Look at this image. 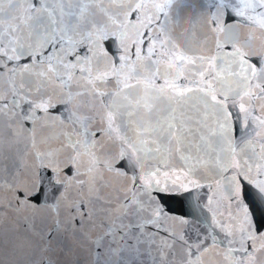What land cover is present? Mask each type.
I'll return each instance as SVG.
<instances>
[{
	"label": "snow or ice",
	"instance_id": "6c2138e0",
	"mask_svg": "<svg viewBox=\"0 0 264 264\" xmlns=\"http://www.w3.org/2000/svg\"><path fill=\"white\" fill-rule=\"evenodd\" d=\"M5 202L19 248L264 264V0H0Z\"/></svg>",
	"mask_w": 264,
	"mask_h": 264
},
{
	"label": "water",
	"instance_id": "95a60500",
	"mask_svg": "<svg viewBox=\"0 0 264 264\" xmlns=\"http://www.w3.org/2000/svg\"><path fill=\"white\" fill-rule=\"evenodd\" d=\"M226 49L230 50V47L226 46ZM4 123H7V117L4 118ZM25 127L30 128L31 125L26 124ZM25 136L26 133L20 137L21 148L24 146ZM0 212L4 213L3 219H0V261L4 264H39L42 259L46 264L47 258H51L54 264H110L114 259L105 247H96L91 241L82 240L80 231H77L81 226L78 217L66 223L67 231H61L56 243L44 252L16 247L13 241L17 224L19 222L22 226L26 225L7 208L6 202L0 206ZM61 219L67 220L63 215ZM95 239L93 236L92 240ZM97 253L100 255L97 256Z\"/></svg>",
	"mask_w": 264,
	"mask_h": 264
}]
</instances>
